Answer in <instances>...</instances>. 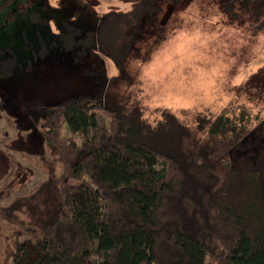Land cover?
<instances>
[{
  "label": "trees",
  "instance_id": "trees-1",
  "mask_svg": "<svg viewBox=\"0 0 264 264\" xmlns=\"http://www.w3.org/2000/svg\"><path fill=\"white\" fill-rule=\"evenodd\" d=\"M118 1L127 10L107 13L93 30L66 26L58 46L104 54L120 69L152 35L163 7L183 2ZM212 1L229 23L246 17L255 31L264 24V0ZM48 49L41 45L38 56ZM16 65L6 53L0 77ZM123 77L96 89L90 80L72 83L57 102L38 96L24 107L59 173L57 194L42 184L44 197L17 222L23 240H13L10 264H264V165L244 170L231 162L244 138V110L234 118L196 114L191 126L166 110L149 120L140 99L117 92Z\"/></svg>",
  "mask_w": 264,
  "mask_h": 264
},
{
  "label": "rangeland",
  "instance_id": "rangeland-1",
  "mask_svg": "<svg viewBox=\"0 0 264 264\" xmlns=\"http://www.w3.org/2000/svg\"><path fill=\"white\" fill-rule=\"evenodd\" d=\"M24 1L0 0V51L14 56L17 64L7 78L0 77V264H10L13 240H23L17 222L28 220L29 209L44 197L40 186L46 182L57 194L59 165L38 124L17 117L5 104L14 96L17 102H28L37 86L38 96L53 103L72 83L90 80L96 89L101 80L124 75L116 83L117 92L140 99L146 118L166 110L187 126L196 114L234 118L244 110V138L231 152L232 166L254 170L264 165V24L255 31L246 17L229 23L212 0H183L176 9L166 5L152 35L117 69L104 54L70 53L56 41L66 26L93 30L107 13L127 10L125 3L49 0L20 9ZM30 14L36 18L30 20ZM41 43L50 48L39 57ZM94 117L106 126L101 115ZM15 201L19 209L4 215L3 208Z\"/></svg>",
  "mask_w": 264,
  "mask_h": 264
},
{
  "label": "flooded vegetation",
  "instance_id": "flooded-vegetation-1",
  "mask_svg": "<svg viewBox=\"0 0 264 264\" xmlns=\"http://www.w3.org/2000/svg\"><path fill=\"white\" fill-rule=\"evenodd\" d=\"M48 1L49 0H25L24 1V4L23 5H18V7L20 9L22 7L28 8V7H32L34 4H38V3H39V5H43L45 2L48 3ZM3 2H10V3L13 2V3H15L14 0H3ZM16 8L17 7L15 6V10L17 11V13H16L17 14V17H20V15H22V12L18 11L19 9L17 10ZM26 14H28V13L26 12ZM35 18H36L35 14H30V17H29L30 20H34ZM39 21H41V20H39ZM37 38H40V35L39 34H37ZM41 45H44V44L41 43ZM45 47H46V49H48L47 46H45ZM6 53H7L6 50L0 51V59L3 58V57L5 58V54ZM46 53H48V52H46ZM33 92L36 93V95H34V96L31 95V98H30L29 101H34V100H36V98H38V93H39L38 92V86H37V88ZM0 95H1V93H0ZM18 99H19V97L14 96L13 97V100H12V97H11L8 101H5V104L6 105H9V108L11 110V113H15V115L17 117H19L20 115H23V113H24L23 109H24V107L27 106V104L29 102V101L28 102L26 101L24 103L17 102ZM13 109H15V110H13ZM29 123L32 124V122H29Z\"/></svg>",
  "mask_w": 264,
  "mask_h": 264
}]
</instances>
